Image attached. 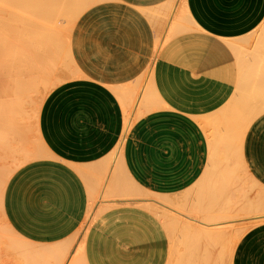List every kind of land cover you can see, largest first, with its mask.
<instances>
[{
    "label": "crops",
    "instance_id": "0c3cea01",
    "mask_svg": "<svg viewBox=\"0 0 264 264\" xmlns=\"http://www.w3.org/2000/svg\"><path fill=\"white\" fill-rule=\"evenodd\" d=\"M175 2L103 0L77 18L71 54L79 77L51 90L39 111L37 133L49 156L19 166L5 188V216L21 237L42 245L73 238L97 196L94 222L86 224L87 264H167V230L141 202L129 199L127 177L159 194L183 193L195 185L209 160L196 118L223 109L237 84V58L225 40L250 35L264 20V0H185L195 27L180 30L173 22L168 28L173 12L167 16V9ZM165 33L167 40L157 50ZM151 67L147 80L143 76ZM138 81L151 86L148 100H164L165 106L135 120L120 160L113 161L125 130L118 94L139 86ZM245 156L264 183V113L247 131ZM100 180L101 188L96 187ZM234 264H264V222L242 236Z\"/></svg>",
    "mask_w": 264,
    "mask_h": 264
},
{
    "label": "bare ground",
    "instance_id": "6f19581e",
    "mask_svg": "<svg viewBox=\"0 0 264 264\" xmlns=\"http://www.w3.org/2000/svg\"><path fill=\"white\" fill-rule=\"evenodd\" d=\"M8 1H10V0H8ZM13 1V0H12ZM15 1V0H14ZM17 1V0H16ZM20 1H32V2H35L36 4L34 5V4H31L30 2L29 3H27V4H24L25 6L24 7H26V8H31V9H39V12H38V10H37V12L38 13H44V14H46L45 16L46 17H48L49 16V21L50 20H53L54 19V21L55 22H57V23H59L60 25H59V27H58V29H56L54 32H47L45 35H43L41 38H44L45 39V41H43V42H40V43H38L39 42V40L41 39H39V36H41V35H39V34H41V33H43L42 32V30L41 31H39V30H36L35 29V26H44L45 28H47V26L48 25H46V24H44V20H40V21H37V22H35V20H32V21H29V23L28 24H26V25H24V24H22L21 26H18V22H17V26L15 25V27L13 26L12 28H10V33H13V32H17V34L18 33H20V34H22V35H30V36H32L33 38L32 39H34L35 38V35H37L38 34V39L39 40H37L36 38H37V36H36V47L35 48H37V49H39V55L41 56L42 55V52L44 53V59H45V61H47V63H48V66H47V68L46 69H44L43 68V66L41 67V63H40V68H43V70L44 71H47V73H48V83H47V85H48V87L46 88L47 89V91L46 90H43L44 92H45V94H44V92H43V94L41 95V97L43 96V98H41V100L43 99H45V97L48 95V93L49 92H51V90H53L56 86H58L61 82H59L60 80L59 79H61V78H57V77H60L58 74L59 73H61V74H65L64 72H62V71H64V70H69V72L71 71V72H73L72 74H74L73 75V77H76V76H78L79 75V72H78V68H77V66L75 65V62H74V59H73V56H72V54H71V33H72V29H73V26H74V24H75V22H76V20H77V18L79 17V15L81 14V12H83L85 9H87L88 7H90L91 5H93V4H95V3H98V2H100V1H103V0H20ZM174 2H175V0H174ZM176 2H177V4L175 3V5L174 4H172V6L170 7V8H168L167 10H169L168 11V13H167V16H168V14L170 13V12H173L172 13V16H171V19L169 20V19H167V20H169V22H167L168 23V25H170L168 28H172L173 27V25L172 24H174V23H177L178 22V20H179V18H180V16L181 15H184V16H187V18L188 19H190V20H192L191 19V17H190V15H189V12H188V10H187V7H186V3H185V0H176ZM10 3H11V1H10ZM14 3V2H13ZM19 3V2H18ZM21 3V2H20ZM15 4V3H14ZM168 4V3H167ZM8 5V4H7ZM18 5V4H17ZM22 5V4H21ZM19 6V8H21V9H23L24 10V8L22 7V6H20V5H18ZM14 7V6H13ZM169 7V6H168ZM12 8V7H11ZM30 9V10H31ZM49 9V10H48ZM154 9V8H153ZM164 10V9H163ZM26 11V10H25ZM147 11V10H146ZM145 11V12H146ZM11 12V11H10ZM32 12H33V10H32ZM31 12V13H32ZM12 13H13V11H12ZM166 13H165V15H166ZM16 14V13H15ZM17 14H19V13H17ZM35 14H36V12H35ZM34 14V15H35ZM147 14V13H146ZM39 15V14H38ZM19 16V15H18ZM21 16V15H20ZM37 16V15H36ZM170 16V15H169ZM27 17H29V16H27ZM165 17V16H164ZM8 18H10L9 17V15H8ZM13 18V17H12ZM15 18H17V16L15 17ZM19 18V17H18ZM186 18V17H185ZM29 19H31V18H29ZM35 19V18H34ZM36 19H38V18H36ZM41 19V18H40ZM164 19V18H163ZM14 20V19H13ZM16 20V19H15ZM14 20V21H15ZM20 20V19H19ZM23 20V19H22ZM165 20V19H164ZM182 20H184L185 21V19H182ZM182 20H181V23H182ZM6 21V20H5ZM13 21V22H14ZM264 21V20H263ZM8 22V21H7ZM25 22V21H24ZM23 22V23H24ZM174 22V23H173ZM187 22H188V20H187ZM190 22V21H189ZM188 22V24H191L192 22H190L189 23ZM56 23V24H57ZM64 23V24H63ZM179 23V22H178ZM195 22L193 21V23L192 24H194ZM1 24V23H0ZM10 24H12V23H10ZM9 24V25H10ZM49 24H52V23H50L49 22ZM159 24V23H158ZM162 24V23H161ZM160 24V25H161ZM187 24V25H188ZM14 25V24H13ZM54 25V24H53ZM159 25V26H160ZM165 23H164V28H166L165 27ZM3 26V25H2ZM191 26V25H190ZM261 26V25H260ZM259 26V27H260ZM263 26H264V23H262V30H261V32L259 33V35H260V37H259V35L258 36H255L254 37V35H253V37L254 38H256V40H258V41H260V42H258V44L260 45V46H258L259 48H261V49H255V54H253V50L252 51H250V49H252V48H247V46L249 45V43L252 41H250V38L249 37H247V36H245V37H240V38H226V40H225V42L227 43V45L231 48V50L233 51V53H235V57H237V62H238V66H239V70H238V77H237V84H236V87H235V90H234V95L232 96V97H230V99L226 102V104L223 106V109H221V111L220 112H216V113H214V114H212V115H209V116H203V117H200V118H196L197 120H198V122L201 124V126H217L216 128H219V130H221L220 129V127H221V125H223V116H224V118H226V125H225V123H224V126L227 128V133L225 134V135H228V134H231V136L233 135V138H232V140H233V142H232V140H231V136H230V141L232 142V144H229L230 146L228 147V145H226V143H227V139H228V142H229V138H224V136H223V139H222V134L220 135L221 136V138H220V140H217L216 142H221L222 140H226V143H225V148H227L228 147V149H225L227 152H225L226 153V155H227V158H229V155L228 154H230L229 152L231 151L230 149V147H232V149H234V146H236L235 144H237V146L235 147V149L237 150V151H234V153L235 154H238L237 156H236V158H234L233 157V159L232 160H234V159H236V161H238V162H241L240 164H243L244 166H243V170H241L242 171V173H244V174H246L245 176L246 177H250L249 179L252 181V185H250V186H247L246 185V183H247V180L244 178V177H242V178H244L243 180H241L240 179V177H239V175L237 176L236 174V172H234L236 169V166H234L233 168L231 167L230 168V164L229 165H224V164H226L227 162H225V163H221V162H223V141L220 143V144H217V145H215L216 143L213 141V143H212V145H215L214 147H215V159H214V163H213V166L214 165H216L215 163H217V165H218V163L220 164V165H222L223 166V169L225 168V166H228L227 167V169L229 170V173H230V175H231V178H233V176L235 177L236 176V178L237 177H239V180H240V182L239 181H235L236 183H238L239 182V184H235V185H238V186H236V187H234V181H232L233 182V184H232V186L231 187H229L230 186V184L229 183H232V182H230L231 180H230V178L228 179V180H230V181H226V179H224L225 181L224 182H227V185H222L221 186V183H220V186H217V183H216V185L214 184L213 185V183H212V185H213V187L214 186H216L215 188H210L212 185H210V187H207V182L209 181V183H208V185L210 184V182H212V181H210L211 179H212V177L211 176H209L210 175V172H212V170H213V173L215 172L216 173V170L218 169V171H219V173H221V168L222 167H218V166H216V168H214V167H212V168H214V169H211V171H210V168L208 169V168H206V169H204L203 170V176H202V178H201V181L198 183L199 184V186H198V188L196 189L197 190V192H189V191H191V190H189L188 192H186V194H185V192H184V194L183 193H177V194H172V195H170V194H159V193H156V192H152V191H150V190H147V189H143V188H141L140 186H138L132 179H130L129 177H127L126 179H127V186H126V188H125V190H126V195H128V196H130L129 197V199H134V200H137L138 201V203H143V206L145 207V209H147V210H149L150 212H153V214H157L158 216H161V218L163 219V221L165 222V224H166V226H167V228H169V230H168V232H170V234L172 235V237L171 238H175L176 239V236L178 237V232L181 234V233H183L182 235L183 236H188L187 238H189V237H191L190 239H195V238H193L192 236H194V237H196L197 239V241H200V239L201 240H203V241H205L206 242V244H205V242H204V244L205 245H207L208 244V248L207 247H205V248H207L206 249V251H208L209 252V257L210 258H208V257H204V255L206 254V253H204L203 251H205V249H204V247L203 248H197V250L198 249H200L199 251H201L202 252V254L201 255H203V256H201L202 258H200V256H197L198 254H196L195 253V250H194V254H195V258H196V256L199 258V259H201V263L202 264H224L227 260H228V258H227V256H231L230 254H231V251H230V254H225V252L223 253V236H225V234H226V232H227V234H228V230L229 229H227V228H230V226H228L227 227V225H232V227H233V229H235V227L236 226H241V225H245V223L247 224V223H249V222H253V224L252 225H255L256 223L255 222H258V221H260V219H262V218H264V213L260 210L259 211V207L260 206H264V205H260V206H258L259 205V203L261 202V204L264 202V199H262V200H259L260 202L258 203V205L257 204H255V206H253L254 204H251V206H247V208H242V209H239V207L241 208L242 206L240 205V203L242 202L243 203V205L244 204H246L245 202L246 201H249V199H251L250 197H248L249 199L248 200H245L244 199V196H243V194H244V191L246 190V191H248V193H249V195H250V191H254L253 193H252V195H255L256 196V198H257V196L259 195V197H258V199H260L262 196V198H264V183L262 182V181H260L259 179H257L256 177H255V175L253 174V172L251 171V169H250V167H249V165H248V163H247V159H246V156H245V154L243 153L244 151H242L243 150V148H244V144L242 143V142H245V137H246V134H244V133H242V134H238V132H246L247 133V131H248V129H249V127H250V125H251V123L255 120V119H257L260 115H262L263 113H264V29H263ZM11 27V26H10ZM49 27V26H48ZM181 27H183L182 26V24H181ZM188 26H186V29H188L187 28ZM193 27H195V25L193 26ZM37 28V27H36ZM55 28V27H54ZM159 28V27H158ZM163 28V27H162ZM191 28V27H190ZM5 29V28H4ZM41 29V28H40ZM50 30H51V28H49ZM167 29V28H166ZM182 29V28H181ZM7 29H5V31H6ZM162 30H164V29H161V31ZM168 30H170V29H167V32L166 33H168ZM47 31V30H46ZM260 31V30H259ZM258 31V32H259ZM3 33V32H2ZM162 33V32H161ZM160 33V34H161ZM165 33V35H164V37H163V39H159L158 40V43H156V45H157V50H159L160 48H161V46L162 45H164V43L166 42V40H167V35L169 34H166ZM261 33H262V35H261ZM5 34H6V36L8 35V33L7 32H5ZM4 34V35H5ZM159 34V35H160ZM158 35V36H159ZM10 36V35H9ZM29 36V37H30ZM60 38V42L59 41H57V39H59L58 37ZM252 36V35H251ZM13 37V36H12ZM260 39H259V38ZM5 38V37H4ZM22 38H23V36H22ZM254 38H253V42H254ZM7 39V38H6ZM170 39V38H169ZM7 40H9V39H7ZM24 40V42L22 41V42H19L18 43V45H20V43H24L25 44V42H29V41H31V38H30V40H26L25 38L23 39ZM255 40V42H257ZM20 41H21V39H20ZM41 41V40H40ZM4 42H6V41H4ZM31 42H33V41H31ZM57 42H59V46H60V48L59 49H62V52L63 53H60L59 51V49L58 50H56L57 49ZM255 42H254V44H255ZM12 43V42H11ZM15 43H16V41H15ZM15 43H13L14 45H15ZM254 44L252 43V46H254ZM257 44V45H258ZM13 45V46H14ZM17 45V46H18ZM23 45V44H22ZM261 45H263V46H261ZM8 46H10L11 47V45H9L8 44ZM16 46V47H17ZM27 46V45H26ZM256 46V45H255ZM255 46H254V48H255ZM15 47V46H14ZM15 47V48H16ZM23 47V46H22ZM21 46H18V48H22ZM244 49H243V48ZM257 47V48H258ZM34 48V49H35ZM8 49V48H7ZM6 49V53L8 54V53H11L12 51H11V48L9 49V50H7ZM13 49V48H12ZM17 49V48H16ZM28 48H26V50H27ZM247 49H248V51L249 52H247ZM2 50V49H1ZM14 50V49H13ZM22 50V49H21ZM25 50V48H23V51ZM4 51V50H3ZM16 51V50H15ZM20 51V50H19ZM23 51H22V53H23ZM27 51H29V50H27ZM31 51V50H30ZM36 51V50H35ZM25 52V51H24ZM250 53L251 52V55L252 56H256V58H254L253 57V63H252V61L250 62V63H247L246 61H247V59H245V53ZM13 53V52H12ZM14 53H16V52H14ZM21 53V52H20ZM25 53H27V52H25ZM25 53H23L24 54V56L23 57H27V56H25ZM30 53V52H29ZM246 53V55L248 56V54ZM19 54V53H18ZM32 54V53H31ZM11 55V54H10ZM33 55V54H32ZM31 55V56H32ZM17 56V55H16ZM20 56V55H19ZM250 56V55H249ZM21 57V56H20ZM42 57V56H41ZM9 58V57H8ZM13 58V57H12ZM33 58H34V56H33ZM38 58H39V56H38ZM2 59H4L5 61H6V59H5V57L3 58L2 57ZM23 59V58H22ZM27 59H28V57H27ZM30 59H31V57H30ZM36 59V58H35ZM34 59V60H35ZM4 60H2V61H4ZM21 60V59H20ZM25 60V59H24ZM38 60V59H37ZM37 60H35L36 62H37ZM43 60V59H42ZM251 60H252V58H251ZM254 60H256L255 62H254ZM8 61H11V60H8ZM33 61V60H32ZM31 61V62H32ZM18 62V61H17ZM24 62V61H23ZM30 62V61H29ZM35 62V63H36ZM24 63H28V62H24ZM32 63H34V62H32ZM32 63L30 64V66H32ZM42 63H43V61H42ZM6 64V63H5ZM8 64V63H7ZM6 64V65H7ZM19 64V63H18ZM46 64V63H45ZM0 65H1V63H0ZM2 65H4L3 63H2ZM12 65V64H11ZM35 65V64H34ZM37 63H36V67H37ZM18 66V65H17ZM22 66V65H21ZM24 66H25V64H24ZM27 66V65H26ZM29 66V65H28ZM27 66V67H28ZM45 66V65H44ZM152 66H154V65H152ZM237 66V67H238ZM1 67V66H0ZM27 67H26V70H27ZM34 67V66H33ZM33 67H31L32 69H33ZM36 67L34 68V69H36ZM66 67V69H63V68H65ZM16 68V67H15ZM40 68H39V70H40ZM8 69V68H7ZM6 69V70H7ZM20 69V68H19ZM42 70V69H41ZM62 70V71H61ZM23 71V70H22ZM32 71V70H31ZM33 71H35V70H33ZM44 71H39V73H40V75H42V76H45V75H47V73L44 75ZM150 71H151V73H150ZM30 72V71H29ZM153 72H154V67L152 68H150V69H148V71L144 74V78H147V80H148V77L151 75V78H152V76H153ZM18 73H20V71L18 72ZM39 73H38V75H39ZM29 74V73H28ZM35 73L33 72V75H34ZM70 74V73H69ZM148 74H149V76H148ZM17 75V74H16ZM19 75V74H18ZM21 75V74H20ZM37 75V76H38ZM11 76V75H10ZM26 76V75H25ZM36 76V74H35V76H33V78H35V77H37ZM18 77V76H17ZM23 77H24V75H23ZM29 77V76H28ZM79 77V76H78ZM20 78H22V77H20ZM38 78V77H37ZM45 78V77H44ZM43 78V79H44ZM58 79V82L56 81L55 82V79ZM62 78H63V76H62ZM144 78H141L142 79V81H143V79ZM32 79V78H31ZM43 79H41V80H43ZM56 79V80H57ZM149 79H150V77H149ZM28 80V79H27ZM33 80H35V79H33ZM140 80V79H139ZM19 81V80H18ZM37 81V80H36ZM44 81H46L45 79H44ZM44 81H42V82H44ZM26 82V81H25ZM139 82V86H138V84H136L137 86L136 87H134L133 86V88H131V91H126L127 92V95L125 96V97H127V100L125 101L124 99L122 100V104H123V107H124V113H125V130H124V134H123V136H122V138L120 139V141H119V143L117 144V146H116V148H115V150L112 152V154H111V158H112V160L114 161V160H120V158H121V152H122V147H123V144H124V141H125V138H126V136H127V133L129 132V130H130V128L132 127V125L134 124V122H135V117L137 118V116H136V114L134 115V111H133V109H135V106H134V104H135V102H136V99H138L137 98V96H138V93H139V91H141L140 89H142V93H140L141 95V99H143L144 100V102H145V98L147 97V96H149L150 94V92H151V86H149V84H148V82L146 83V82H140V81H138ZM141 83V84H140ZM37 84V83H36ZM45 84V83H44ZM31 85V84H30ZM46 85V86H47ZM18 86V85H17ZM34 86V85H33ZM3 87V86H2ZM32 87V86H31ZM44 87V86H43ZM121 87H122V85H121ZM8 88V87H7ZM24 88V87H23ZM112 88V87H111ZM114 88V87H113ZM112 88V89H113ZM17 89V88H16ZM31 89V88H30ZM155 89V88H154ZM6 90V89H5ZM10 90V89H9ZM23 90V89H22ZM25 90H26V88H25ZM25 90H24V92H25ZM116 90V89H115ZM144 90V91H143ZM27 91H28V88H27ZM119 91H121V90H119ZM9 92V91H8ZM33 92V91H32ZM38 92H41V91H38ZM116 92V91H115ZM157 92V91H156ZM30 92L28 91V94H29ZM120 93V92H119ZM125 94V92H122V94ZM38 94V93H37ZM121 94V95H122ZM14 95V94H13ZM118 95H120V94H118ZM124 96V95H123ZM122 96V97H123ZM29 98H30V96H28ZM27 97V98H28ZM120 97V96H119ZM122 97H120V99H122ZM12 98H13V96H12ZM17 98H20L19 96L17 97ZM28 98V99H29ZM38 98V97H37ZM148 98V97H147ZM153 98H154V96H153ZM15 99V98H14ZM14 99H12V100H14ZM33 99V98H32ZM140 99V101H143V100H141ZM5 100V99H4ZM19 100H21V99H19ZM19 100H17V99H15V101L14 102H18ZM147 100V99H146ZM24 101V100H23ZM26 101V100H25ZM125 101V103H123ZM138 101V100H137ZM140 101L137 103V105L140 103ZM154 101H155V99H154ZM162 100H160L159 101V104H158V102H155V105L157 104V106L155 107V106H153L154 105V103H152L153 105H152V107L154 108L153 110H155V109H157V108H160V107H163L162 106V102H163V105H164V100L161 102ZM31 102H32V100H31ZM35 102V100H33V105L35 104L36 105V107H37V104L36 103H34ZM144 102H142V103H140L141 104V107H140V109L141 108H143L142 106H143V103ZM150 102H152V101H150ZM21 104L22 102H18V104ZM29 103V102H28ZM146 103H147V101H146ZM6 104V103H5ZM8 104H10V103H8ZM23 104V103H22ZM3 105V104H2ZM1 105V106H2ZM13 105H14V103H13ZM27 105V104H26ZM145 105V104H144ZM150 105V104H149ZM11 106H12V104H11ZM22 106H24V104L22 105ZM133 106H134V108H133ZM151 106V105H150ZM8 107H10V106H8ZM8 107H5V109L6 108H8ZM19 107V106H18ZM26 107V106H25ZM30 107H32L31 105H30ZM137 107V106H136ZM145 107V106H144ZM146 107H147V105H146ZM145 107V108H146ZM149 107V106H148ZM4 107H1V111H3L2 109H3ZM11 108V107H10ZM14 110L16 109L17 110V108H15V105H14V107H12ZM11 108V109H12ZM23 108V107H22ZM20 109L21 111H23V109ZM35 108V107H34ZM33 108V109H34ZM39 108H41V107H39ZM145 108H144V111H142L141 113H142V115H144L145 113H147V112H150V111H152V110H149V109H147L146 111H145ZM9 109V108H8ZM38 109V108H37ZM15 110V111H16ZM26 110V109H25ZM24 110V111H25ZM35 110V109H34ZM136 110V109H135ZM15 111H13L12 110V112H13V114H12V112H11V114L10 115H12L11 117H9L8 119H10V118H14L13 120H16V118H17V124L19 125V126H22L21 128H23V129H28V131H30L29 133H30V135H29V133L27 132V134L26 135H24L25 137L23 138V137H21V135H18V137H17V143H16V145H12V143H10L9 145H5L6 143L5 142H7V141H5V139L6 140H8L9 141V139H8V130H12V128L11 129H8L7 131H6V133H7V136H5V137H7V138H3V136H4V134L2 135L1 134V136H2V138L4 139L3 140V142L1 143V140H0V165H1V163L3 162V161H7L8 159H9V157L10 156H13L14 158H15V160L17 159L16 157H19L21 154H23L24 156H25V158L27 159V161H30V160H33L34 158H40L39 156H41L42 158L43 157H45L48 153H47V150H46V146H44V143L42 142L43 140L41 139L42 137H40L41 136V134H40V136L38 135L39 133H37L39 130H38V118H39V111H40V109L39 110H35V111H33L34 113L36 112V111H38L36 114H34V116L33 115H30L31 113L29 112H27V114H28V116H27V114L25 113V116H26V118H25V116H24V118H22V114L19 112V114L16 112L15 113ZM3 112H5V110L3 111ZM2 112V113H3ZM136 112V111H135ZM140 112V111H139ZM138 112V113H139ZM5 113H7V112H5ZM5 113H4V116H5ZM9 114V113H8ZM8 114H7V116H8ZM13 115H15L14 117H13ZM23 115H24V112H23ZM138 115V114H137ZM230 116V118H229V116ZM1 116H3V114L1 115ZM17 116V117H16ZM21 116V118L22 119H19V117ZM140 116V115H139ZM226 116H228V117H226ZM16 117V118H15ZM33 117H34V119H33ZM231 117L233 118V119H231ZM4 118V117H3ZM28 118H32L31 120L30 119H28ZM227 119L229 120V121H232V120H235V121H233V123H234V126H233V124H232V122H229V121H227ZM11 120V119H10ZM20 120V121H19ZM2 121V119L0 120V123H2L1 122ZM5 120H3V122H4ZM6 122V121H5ZM229 122V124H227ZM10 123H13V122H11V121H9V123L8 124H10ZM14 123H16V122H14ZM14 123H13V125H14ZM235 123H236V125H235ZM217 124V125H216ZM1 125V124H0ZM7 125V124H6ZM6 125L4 126V129H5V127H6ZM18 125H17V127H18ZM230 126V127H227V126ZM3 126V125H2ZM15 126V125H14ZM218 126H220V127H218ZM231 126H233V127H231ZM239 128H238V127ZM8 127H9V125H8ZM11 127V126H10ZM2 128V127H1ZM0 128V129H1ZM7 128V127H6ZM20 128V127H19ZM20 128V129H21ZM207 128V127H206ZM225 128V129H226ZM228 128H229V133H228ZM234 128V130L233 131H235V133L234 134H232L233 132H230V130H232V129ZM235 128H236V130H235ZM3 128H2V132H3V130H4ZM15 129H17V128H15ZM14 129V130H15ZM23 129H21V130H23ZM225 129H224V131H225ZM13 131V130H12ZM11 131V132H12ZM34 131H36V132H34ZM2 132H0V133H2ZM14 132V131H13ZM15 132H18V131H15ZM22 132H24V130L22 131ZM217 132V131H216ZM5 133V132H4ZM10 133V132H9ZM26 133V132H25ZM35 133H37L36 134V136L38 135V137L39 138H37L36 137V140L33 142V140H32V136H33V134ZM20 134H21V132H20ZM23 135V134H22ZM28 135V136H27ZM217 135H218V133H217ZM216 135V136H217ZM224 135V134H223ZM15 136V135H14ZM35 136V135H34ZM235 136L237 137V138H235ZM9 137H13V136H9ZM28 137V138H27ZM29 137H30V139H29ZM215 137V136H214ZM227 137H229V136H227ZM1 138V139H2ZM212 138L213 137H211V140H212ZM216 138H218V137H216ZM215 138V139H216ZM15 139V138H14ZM219 139V138H218ZM238 139V140H237ZM29 140H32V141H29ZM213 140H214V138H213ZM235 140V141H234ZM237 140V141H236ZM14 141H16V139L14 140ZM11 142V141H10ZM33 142V143H32ZM225 142V141H224ZM8 144V143H7ZM223 144V145H222ZM233 145V146H232ZM211 147V146H210ZM245 150V149H244ZM212 152V151H211ZM232 153V152H231ZM51 155H52V153H50ZM213 155V154H212ZM225 155V156H226ZM231 155V154H230ZM48 156H49V154H48ZM47 156V157H48ZM212 157V156H211ZM227 158H225V159H227ZM230 158H231V156H230ZM229 158V159H230ZM228 159V160H229ZM238 159H240V160H238ZM231 160V159H230ZM229 160V161H230ZM213 161V158H212V160H211V162ZM236 161H235V163H236ZM12 162V161H11ZM24 162V161H23ZM22 162V163H23ZM101 162V161H100ZM232 163H234V161H231ZM17 163V162H16ZM108 163V162H107ZM114 163V162H113ZM228 163H230V162H228ZM231 163V164H232ZM92 164V163H91ZM115 164V163H114ZM236 164H238V163H236ZM236 164H234V165H236ZM3 165V164H2ZM7 165V164H6ZM9 165V164H8ZM18 164H16L15 166H17ZM77 165V164H76ZM75 165V166H76ZM111 165V164H110ZM14 166V167H15ZM84 165H82V167H83ZM112 166V165H111ZM212 166V165H211ZM232 166H233V164H232ZM239 166V165H238ZM237 166V167H238ZM10 167V166H9ZM18 167V166H17ZM16 167V168H17ZM110 167V166H109ZM241 167V166H240ZM76 168H78V166L76 167ZM80 168H81V166H80ZM79 168V169H80ZM84 168V167H83ZM83 168H81V170L83 169ZM85 168L89 171V167L87 168L86 166H85ZM3 169H6V168H1L0 167V213L2 214V218L6 221L7 219H6V216H5V211H4V192H5V188H6V185H7V182H8V179H9V177L11 176V174H12V169H10L9 171H2ZM90 169H92V168H90ZM102 169V168H101ZM120 169L122 170V172H123V168H122V164H120ZM221 169V170H220ZM232 169L234 170V171H232ZM78 170V169H77ZM87 170H85V173L84 174H86V172H87ZM97 170V169H96ZM111 170H112V168H111ZM225 170H226V168H225ZM228 170H226V171H228ZM238 170H240L239 168H238ZM82 171H84V170H82ZM81 171V172H82ZM103 171V170H102ZM217 171V172H218ZM225 171V175L227 176H229V174H227V172ZM232 171V172H231ZM241 171H239V174L241 173ZM13 172H14V170H13ZM79 172V171H78ZM81 172H79V173H81ZM91 172H92V175H94V172L95 171H90V173L89 174H91ZM213 173H212V175H213ZM215 173H214V175H215ZM224 173V172H223ZM233 174V176H232V174ZM96 174V173H95ZM102 174V173H101ZM235 174V175H234ZM82 175V174H81ZM104 175V174H103ZM105 175H107V174H105ZM216 175H217V173H216ZM243 175V174H242ZM248 175V176H247ZM250 175V176H249ZM84 176H86V175H84ZM88 177H91V175H87ZM109 176H110V174H109ZM209 176V178H211L210 180H209V178H207ZM222 176H224V174L222 175V173H221V176L220 177H222ZM103 177V176H102ZM111 177V176H110ZM109 177V178H110ZM214 177H217V176H214ZM219 177V178H220ZM230 177V176H229ZM104 178H105V176H104ZM114 178V177H113ZM223 178V177H222ZM225 178H227V177H225ZM235 178V179H236ZM100 179H102L101 177H100ZM207 179H208V181H207ZM213 179H215V178H213ZM212 179V180H213ZM234 178L232 179V180H235ZM238 179V178H237ZM236 179V180H237ZM102 180H104V179H102ZM105 180H106V178H105ZM109 180V179H108ZM107 180V181H108ZM218 180H220V179H218ZM222 180V179H221ZM221 180L219 181V182H221ZM101 181V180H100ZM100 181H99V185H97L96 183V187L97 186H103L102 184H104L103 183V181H101V183H100ZM111 181H112V179H111ZM110 181V182H111ZM258 184L257 186H256V184L253 186V183H255V182ZM109 182V181H108ZM117 182V181H116ZM213 182H216V181H213ZM218 182V181H217ZM218 182V183H219ZM223 181H222V184H225ZM112 183H115L114 181L112 182ZM250 183V182H249ZM95 184H94V187H95ZM106 184H108L107 182H106ZM105 184V185H106ZM229 184V185H228ZM122 185V184H121ZM219 185V184H218ZM101 186H100V188H101ZM109 186V185H108ZM111 186H112V184H111ZM226 187V186H228L226 189L228 190L229 188H230V190H232V188L234 187L235 189H236V191H234V195H235V192L236 193H240L239 195L241 196V194H242V196H243V199H244V202H243V199L242 198H238L239 200H240V203H236V200H235V202H234V205H233V200L231 201L230 199H226L227 201H226V203L227 204H225L226 205V207H227V205H228V207L230 206V205H233V207H235V209H233V210H230V208L232 209V206L231 207H229V210H228V207H227V209H226V211H225V213L226 214H224L223 215V213H224V210H223V205H224V203H223V197L224 196H230L231 195V193L233 192V190L232 191H230L229 190V192H231V193H229V192H225V188H223V187ZM253 186V187H252ZM93 187V186H92ZM94 187H93V189H94ZM95 187V188H96ZM104 187H106V186H104ZM221 189H220V188ZM99 187H98V189H100ZM222 188L224 189V190H222ZM92 189V188H91ZM97 189V190H98ZM105 189V188H104ZM104 189H103V192H104ZM108 189V188H107ZM116 189V188H115ZM118 189V188H117ZM193 189V188H192ZM96 190V189H95ZM184 190V189H183ZM222 190V191H221ZM101 190H99V192H100ZM115 191V190H114ZM245 191V192H246ZM98 194H100L98 191H96ZM102 192V191H101ZM116 192V191H115ZM114 192V193H115ZM223 192H225V193H223ZM97 193H96V195H97ZM110 193V192H109ZM113 193V192H112ZM118 193V192H117ZM95 193H93V195H94ZM194 194H195V198H194ZM227 194V195H226ZM246 194H247V192H246ZM262 194V195H261ZM102 195H103V193H102ZM112 195H110V197H111ZM113 196H114V194H113ZM120 196V195H119ZM124 196V195H123ZM241 196V197H242ZM246 196H248V195H246ZM91 197H92V194H91ZM94 197V196H93ZM97 197V196H96ZM96 197H94V200L96 199L97 200V198ZM104 197V196H103ZM108 197H109V195H108ZM236 198H237V196H235ZM254 197V196H253ZM119 197H117V199H118ZM193 198V200H191ZM231 198H233V196L231 197ZM246 198V197H245ZM92 199V198H91ZM116 199V198H115ZM125 199H127V198H125ZM237 199V200H238ZM241 199H242V201H241ZM258 199H257V202H258ZM93 200V199H92ZM93 200V201H94ZM95 200V201H96ZM98 200L99 201H102V196H101V199L98 197ZM122 200H124L123 198H122ZM191 200V201H190ZM238 200V201H239ZM256 200V199H255ZM92 201V204H91V202H90V210L88 211V214H87V218H86V220H85V226L87 227V225L89 226L90 224H91V222L94 220V217H95V215H96V212H93V207H94V204H95V201L93 202ZM105 201H107V200H104V202ZM127 201V200H126ZM129 201V200H128ZM228 201H230V202H228ZM252 202H253V200H251ZM97 202V201H96ZM103 202V201H102ZM112 203V202H111ZM253 203H255V202H253ZM100 204V203H99ZM106 204V203H105ZM108 204V203H107ZM121 204V203H120ZM129 204V203H128ZM132 204V203H131ZM236 204L239 206L238 208H236ZM97 205H98V203H97ZM96 205V206H97ZM225 205H224V209L226 208L225 207ZM248 205H249V203H248ZM98 206H100V205H98ZM245 207V206H244ZM97 208V207H96ZM95 208V209H96ZM89 209V208H88ZM94 209V210H95ZM261 209V208H260ZM227 211H228V213H227ZM257 211H259V212H257ZM154 216V215H153ZM1 219V218H0ZM261 221H263V219L261 220ZM172 222V223H171ZM177 223H179V224H177ZM255 223V224H254ZM6 224V223H5ZM83 224V225H84ZM87 224V225H86ZM176 224H177V226L179 225V227H177L176 226ZM251 224V223H250ZM252 225H251V227H252ZM176 226V227H175ZM181 226V227H180ZM85 227V228H86ZM3 228V227H2ZM5 228V227H4ZM88 228V227H87ZM247 228V227H246ZM250 228V227H249ZM249 228L247 229V230H249ZM8 229V228H7ZM164 229V228H163ZM181 229V230H180ZM223 229H226V232H225V230H223ZM232 229V230H233ZM239 229H240V227H239ZM82 230V229H81ZM86 230V229H85ZM231 230V233L234 231H232ZM245 230V229H244ZM2 231H4V229L2 230ZM14 231V230H13ZM187 231V232H186ZM223 231L225 232V233H223ZM237 231V230H236ZM239 231V230H238ZM5 232H6V230H5ZM10 232V231H9ZM235 232V231H234ZM247 232V231H246ZM239 233H241V232H239ZM245 233V232H244ZM243 233V234H244ZM186 234V235H185ZM224 234V235H223ZM230 234V233H229ZM238 234V233H237ZM17 235V234H16ZM72 235V234H71ZM77 235L78 234H76V236H74L73 238H64L65 240H63V241H60V242H55V243H51V244H49V245H47V244H45V245H42L41 247H39V246H35V245H40V244H37V243H34V242H31V241H29V240H25L26 242H29V243H33L34 244V246H23L22 245V243H21V247L19 248V250L20 251H22V253H23V255H22V258H20L19 256H21V255H19V256H17V254H16V257L13 255L12 257H13V259L14 260H17L18 261V259H20L18 262H19V264H31V262H32V260H31V262L29 261V259H27V258H29V257H31V258H39L40 256L41 257H44V259H40L41 261V263L42 264H87L88 262L86 261V257H85V250H84V245H85V240L82 242V243H80V241H79V244H78V242H77V244H76V246L74 245V243H75V239H76V237H77ZM5 236V235H4ZM19 236V235H18ZM17 236V237H18ZM82 236V235H81ZM183 236H181V237H183ZM200 236V237H199ZM229 235H227V237H228ZM238 236H241L242 237V234L241 235H237V238H240V237H238ZM180 237V236H179ZM178 237V239H180ZM186 237H184V238H186ZM226 237V238H227ZM9 238V237H8ZM21 238V237H20ZM170 238V237H169ZM171 238H170V242H171ZM13 239L14 238H12V241H13ZM25 239V238H24ZM166 239H167V237H166ZM175 239H173V241L175 240ZM182 240H183V238H182ZM186 240V239H185ZM184 240V241H185ZM189 240V239H188ZM230 240V239H229ZM228 240V241H229ZM176 241V240H175ZM174 241V242H175ZM193 241L194 240H192V243H193ZM202 241V242H203ZM0 242H1V240H0ZM17 243H18V241H16ZM173 242V244H175L176 245V243L178 242H176V243H174ZM195 242V241H194ZM227 242V241H226ZM237 242H238V240H237ZM5 243V242H4ZM3 243V244H4ZM11 243V242H10ZM20 243H18V244H20ZM188 243V242H187ZM191 243V240H190V244H192ZM201 243V242H200ZM228 243V242H227ZM0 244H2V242L0 243ZM13 244V243H12ZM11 244V245H12ZM172 244V245H173ZM183 244V243H182ZM189 244V245H190ZM195 244V243H194ZM192 245V246H195V245ZM196 244L197 245H199L197 242H196ZM14 246H13V248L16 246L15 244H13ZM28 245V244H27ZM170 245V244H169ZM175 245H174V247H175ZM2 246V245H1ZM6 246V245H5ZM20 246V245H19ZM75 246V249L73 250L74 252H72V248ZM180 246V245H179ZM6 247H8V246H6ZM11 247V246H10ZM174 247H173V249H174ZM168 249H169V247H167ZM171 248H172V246H171ZM8 249V248H7ZM6 249V250H7ZM11 249H12V247H11ZM15 249V248H14ZM18 249V248H17ZM175 249H179L178 247L176 248L175 247ZM174 249V250H175ZM181 249V248H180ZM189 249V248H188ZM193 248H190V250H192ZM16 250V249H15ZM171 250V249H170ZM174 250H172V251H174ZM182 250V249H181ZM186 250V249H185ZM232 250V249H231ZM234 250V249H233ZM5 251V250H4ZM13 251V250H12ZM180 251V250H179ZM189 251V250H188ZM187 251V252H188ZM199 251L197 252V253H199ZM15 252H17V250L15 251ZM19 252V251H18ZM169 252H171V251H169ZM175 252H176V250H175ZM175 252H173V253H175ZM177 252H178V250H177ZM191 252V253H192ZM200 252V253H201ZM208 252H207V255H208ZM189 253V252H188ZM204 253V254H203ZM233 253V252H232ZM8 254V253H7ZM10 255H11V253H9ZM12 254H13V252H12ZM168 254V253H167ZM170 254V253H169ZM168 254V255H169ZM184 254V253H183ZM190 254V253H189ZM193 254V255H194ZM225 254V255H224ZM171 255V254H170ZM185 255H187V254H185ZM200 255V254H199ZM223 255H224V257H226V261H225V258H223ZM227 255V256H226ZM181 256H183V255H181ZM232 256H233V254H232ZM168 257V256H167ZM166 257V258H167ZM173 257H174V254H173ZM194 257V256H193ZM179 258H181V257H179ZM186 258V257H185ZM189 258H191V257H189ZM231 258V257H230ZM230 258H229V260H230ZM21 259H24V260H21ZM170 259H177V258H170ZM204 259H206V262H204L203 263V260ZM232 259V258H231ZM182 260V259H181ZM196 260H198V259H196ZM225 262H224V261ZM33 261H34V259H33ZM168 261V260H167ZM183 261V260H182ZM205 261V260H204ZM45 262V263H44ZM166 262V261H165ZM170 262H174V260L173 261H170ZM231 262V260L229 261V263ZM33 263V262H32ZM35 264H37L36 262H34ZM163 263V262H162ZM171 263V264H172ZM189 263H190V261H189ZM229 263H227V264H229ZM170 264V263H169ZM173 264H175V262L173 263ZM176 264H178L177 263V261H176ZM187 264V263H186ZM196 264H197V262H196ZM200 264V263H199Z\"/></svg>",
    "mask_w": 264,
    "mask_h": 264
},
{
    "label": "rangeland",
    "instance_id": "374dc122",
    "mask_svg": "<svg viewBox=\"0 0 264 264\" xmlns=\"http://www.w3.org/2000/svg\"><path fill=\"white\" fill-rule=\"evenodd\" d=\"M10 1H11V3H10ZM10 1H8V0H0V63H1V67H0V120L2 119V123H0L1 125H0V128L2 127L3 129H4V126L6 125V127H5V129L3 130V132L1 131L2 130V128L0 129V132H2V133H0V140H1V143L3 142V140L5 139V138H7L8 137V139H9V141L8 140H6L5 139V141H7V142H5L6 144L5 145H9L10 143H12V145L14 146V145H16V143H17V137H18V135H21V137H25L24 135H26L27 134V132L29 133L30 131H28V129L26 130V129H23V128H21L22 126H19L18 124H17V116L15 117L16 118V120H13L12 118H10V119H8L9 117H11L12 115H10L11 114V112H12V110L13 111H15L12 107H14V105H15V108H17V110L15 111V113L17 112L18 114H19V112L21 111L20 109L22 108L23 109V111H21L20 113L22 114V118H24V116H25V113L27 114V112L29 113H31L30 115H33L34 116V114H36L38 111H36L35 113L33 112V111H35V110H39L40 108L39 107H41V105H42V102H43V99L41 100V98H43V96L41 97V95L43 94V90H46L47 91V87H48V85H47V81H48V73H47V71H44L43 70V68L44 69H46L47 68V66H48V63H47V61H45V59H44V53L42 52V57L39 55V49H37V48H35L36 47V41L37 40H39L43 35H45L47 32H54L56 29H58V27H59V23H57V22H55L54 21V19L53 20H48L49 19V16L48 17H46L45 15L46 14H44V13H38L39 12V9H31V8H26V7H24L25 5L24 4H27V3H31V4H36L35 2H32V1H20V0H10ZM176 1V0H175ZM178 1V0H177ZM15 4H14V3ZM19 2V3H18ZM21 2V3H20ZM27 2V3H26ZM176 3V2H175ZM8 4V5H7ZM20 5V6H22L23 8H24V10L23 9H21V8H19V6L18 5ZM22 4V5H21ZM14 6V7H13ZM12 7V8H11ZM31 9V10H30ZM26 10V11H25ZM32 10H33V12H32ZM37 10H38V12H37ZM49 10V9H48ZM86 10V9H85ZM11 11V12H10ZM12 11H13V13H12ZM32 12V13H31ZM35 12H36V14H35ZM16 13V14H15ZM17 13H19V14H17ZM82 13V12H81ZM35 14V15H34ZM39 14V15H38ZM8 15H9V17L10 18H8ZM19 15V16H18ZM21 15V16H20ZM37 15V16H36ZM17 16V18H15ZM27 16H29V17H27ZM13 17V18H12ZM19 17V18H18ZM186 17V18H185ZM29 18H31V19H29ZM35 18V19H34ZM36 18H38V19H36ZM41 18V19H40ZM15 21H14V20ZM20 19V20H19ZM23 19V20H22ZM45 19V20H44ZM182 19H185V21L184 20H182ZM6 20V21H5ZM32 21V20H35V22H37V21H42V20H44V24H46V25H48L47 26V28H45L44 26H35V29L36 30H39V31H41L42 30V32L43 33H41V34H39V35H41V36H39V39H38V34L37 35H35V38H36V36H37V40L35 41L34 39H32L33 37L32 36H30V35H22V34H20V33H18L17 34V32L15 33V32H13V33H10V28H12L13 26L15 27V25L17 24V22H18V26H21L22 24H24V25H26V24H28L29 23V21ZM181 20H182V23H181ZM187 20H188V22L190 21V22H192L193 23V20H190V19H188L187 18V16H184V15H181L180 16V18H179V20H178V22H177V24L179 25V27L178 28H180V30H184V29H186V26H188L189 28L190 27H192V26H194L195 25V23L194 24H188V22H187ZM8 21V22H7ZM14 21V22H13ZM17 21V22H16ZM25 21V22H24ZM24 22V23H23ZM49 22L50 23H52V24H49ZM189 22V23H190ZM10 23H12V24H10ZM57 23V24H56ZM262 23H264V21L262 22ZM262 23L260 24L261 26H262ZM10 24V25H9ZM14 24V25H13ZM54 24V25H53ZM64 24V23H63ZM181 24H182V26L183 27H181ZM188 24V25H187ZM3 25V26H2ZM191 25V26H190ZM259 25V26H260ZM11 26V27H10ZM17 26V25H16ZM23 26V25H22ZM257 27L256 28V30L255 31H253L250 35H248L247 37H249L250 38V43H249V45L247 46V48H252V49H250V51H252L253 52V54H255V49L257 50V49H261V48H259L258 46H260L259 44H258V42H260V41H258V40H256V38H254L255 36H258L259 35V33L261 32V30H262V27L260 26V27ZM37 27V28H36ZM55 27V28H54ZM187 27V28H188ZM7 29L6 31H5V29ZM41 28V29H40ZM49 28H51V30L49 29ZM182 28V29H181ZM188 28V29H189ZM263 29H264V26H263ZM47 30V31H46ZM260 30V31H259ZM259 31V32H258ZM3 32V33H2ZM5 32H7L8 33V35L6 36V34H5ZM5 34V35H4ZM43 34V35H42ZM10 35V36H9ZM252 35V36H251ZM253 35H254V37H253ZM261 35H262V33H261ZM13 36V37H12ZM22 36H23V38H22ZM30 36V37H29ZM5 37V38H4ZM58 37V36H57ZM259 37H260V35H259ZM258 37V38H259ZM9 39V40H7V39ZM26 39V40H30V38H31V41H33V42H31V41H27V42H25V44L24 43H20V45H18V43L19 42H24V40L23 39ZM59 38V37H58ZM253 38H254V42H255V40L257 41V42H255V44H254V42H253ZM261 38V37H260ZM259 38V39H260ZM20 39H21V41H20ZM41 40V41H40ZM39 40V42L38 43H40V42H43V41H45V39L44 38H41ZM4 41H6V42H4ZM15 41H16V43H15ZM19 41V42H18ZM57 41H59L60 42V38L59 39H57ZM12 42V43H11ZM59 42H57L58 44L56 45L57 46V49L56 50H58L59 48H60V46H59ZM13 43H15V45L13 44ZM252 43L254 44V46H255V48H254V46H252ZM8 44L9 45H11V47L10 46H8ZM23 44V45H22ZM258 44V45H257ZM16 47L17 45L18 46H23L21 49L20 48H18V46L15 48L14 46ZM27 45V46H26ZM261 46H263V45H261ZM258 47V48H257ZM8 48V49H7ZM11 48V51L13 52H11V53H6V49L7 50H9ZM14 50H13V49ZM23 48H25V52H27V53H25L24 51H23ZM26 48H28L27 50H29V51H27L26 50ZM35 48V49H34ZM243 48V47H242ZM2 49V50H1ZM244 49V48H243ZM4 50V51H3ZM16 50V51H15ZM20 50V51H19ZM31 50V51H30ZM36 50V51H35ZM60 51V53H63L62 52V49H59ZM10 51V50H9ZM22 51H23V53H25V56H27L28 57V59H27V57H23L24 56V54L22 53ZM14 52H16V53H14ZM21 52V53H20ZM30 52V53H29ZM247 52H249L248 51V49H247ZM246 52V53H247ZM19 53V54H18ZM33 55H32V54ZM246 53H245V59H247V63H250L251 61H252V63H253V57L254 56H252L251 55V52L248 54V56L246 55ZM11 54V55H10ZM17 55V56H16ZM21 57H20V56ZM32 55V56H31ZM250 55V56H249ZM33 56H34V58H33ZM38 56H39V58H38ZM2 57L4 58L5 57V59H6V61L4 60V59H2ZM9 57V58H8ZM13 57V58H12ZM30 57H31V59H30ZM23 58V59H22ZM36 58V59H35ZM237 58V57H236ZM251 58H252V60H251ZM254 58H256V56L254 57ZM21 59V60H20ZM25 59V60H24ZM37 60V62L35 61V60ZM43 59V60H42ZM2 60H4V61H2ZM8 60H11V61H8ZM33 60V61H32ZM18 61V62H17ZM28 62V63H24V62ZM30 61V62H29ZM34 62V63H32V62ZM42 61H43V63H42ZM256 60H254V62H255ZM38 64L37 65V67L35 66L36 65V63ZM41 63V67L43 66V68H40V63ZM2 63L4 64V65H2ZM7 65H6V64ZM19 63V64H18ZM32 63V66H30V64ZM46 63V64H45ZM12 64V65H11ZM24 64H25V66H24ZM35 64V65H34ZM18 65V66H17ZM22 65V66H21ZM28 67H27V66ZM45 65V66H44ZM34 66V67H33ZM16 67V68H15ZM26 67H27V70H26ZM31 67H33V69L31 68ZM36 67V69H34ZM8 68V69H7ZM20 68V69H19ZM39 68H40V70H39ZM7 69V70H6ZM42 69V70H41ZM48 69V68H47ZM63 69H66V67L65 68H63ZM23 70V71H22ZM32 70V71H31ZM33 70H35V71H33ZM239 70V69H238ZM20 71V73H18ZM30 71V72H29ZM39 71H44V75L47 73V75H45V76H42V75H40V73H39ZM62 71V70H61ZM33 72L36 74V76L38 75V73H39V75L37 76V77H35V78H33V76H35V74L33 75ZM46 72V73H45ZM62 72H64L65 74L63 75V74H61V73H59L58 75L60 76V77H57L58 79L59 78H61V79H59L60 81L59 82H63V81H65L66 79H68V78H70V77H73V75L74 74H72L73 72H69V70L67 71V70H64V71H62ZM29 73V74H28ZM70 73V74H69ZM17 74V75H16ZM19 74V75H18ZM21 74V75H20ZM11 75V76H10ZM23 75H24V77H23ZM26 75V76H25ZM18 76V77H17ZM29 76V77H28ZM62 76H63V78H62ZM20 77H22V78H20ZM45 77V78H44ZM32 78V79H31ZM46 80V81H44V79ZM56 78V79H57ZM28 79V80H27ZM33 79H35V80H33ZM41 79H43V80H41ZM55 79V82L57 81L58 82V79L56 80ZM19 80V81H18ZM37 80V81H36ZM26 81V82H25ZM42 81H44V82H42ZM58 82V83H59ZM37 83V84H36ZM45 83V84H44ZM31 84V85H30ZM18 85V86H17ZM34 85V86H33ZM47 85V86H46ZM3 86V87H2ZM32 86V87H31ZM44 86V87H43ZM8 87V88H7ZM24 87V88H23ZM17 88V89H16ZM25 88H26V90H25ZM27 88H28V91L30 92L29 94H28V91H27ZM31 88V89H30ZM6 89V90H5ZM10 89V90H9ZM23 89V90H22ZM24 90H25V92H24ZM9 91V92H8ZM33 91V92H32ZM38 91H41V92H38ZM153 92V91H152ZM38 93V94H37ZM234 93V92H233ZM14 94V95H13ZM44 94H45V92H44ZM43 94V95H44ZM122 93H120V97H122L123 95V97H122V99H121V102H122V100L124 99L125 101L127 100V97H125L126 95H127V92H125V94L123 93L122 95H121ZM235 94V93H234ZM233 94V95H234ZM232 95V96H233ZM12 96H13V98H12ZM20 97V98H17V97ZM28 96H30V98L28 97ZM150 96V95H149ZM231 96V97H232ZM29 99H28V98ZM38 97V98H37ZM148 97V96H147ZM147 97L145 98V102H144V100L143 99H141V100H143V101H140V103H142V102H144L143 103V108H141L140 109V107H141V104L139 103V108H138V111L136 112V113H134V115L136 114V116H137V118L139 117V115L140 116H142V111H144V108L146 107V105H147V107L145 108V111L147 110V109H149V110H153L154 108L152 107V103H154V105L153 106H157V104L155 105V102H158V104H159V101H160V99H155V101H154V99L152 100V99H150V100H148L147 99ZM17 99V100H19V99H21V100H19L18 102H22L23 104H24V106H22L23 104L21 103H19L18 104V102L16 103V102H14L15 101V99ZM33 98V99H32ZM5 99V100H4ZM12 99H14V100H12ZM147 99V100H146ZM230 99V98H229ZM24 100V101H23ZM26 100V101H25ZM31 100H32V102H33V100H35V102L34 103H36L37 104V107H36V105L34 104L33 105V103L31 102ZM125 101L123 102V103H125ZM146 101H147V103H146ZM150 101H152V102H150ZM29 102V103H28ZM162 102V101H161ZM6 103V104H5ZM8 103H10V104H8ZM13 103H14V105H13ZM3 104V105H2ZM11 104H12V106H11ZM27 104V105H26ZM145 104V105H144ZM151 106H150V105ZM2 105V106H1ZM30 105L32 106V107H30ZM8 106H10V107H8ZM19 106V107H18ZM26 106V107H25ZM145 106V107H144ZM149 106V107H148ZM162 106H165V103H164V105H163V102H162ZM1 107H4L2 110L4 111L5 110V112H7V113H5V112H3V111H1ZM5 107H8V108H6L5 109ZM35 107V108H34ZM35 110H34V109ZM38 108V109H37ZM26 109V110H25ZM25 110V111H24ZM140 111V112H139ZM221 111V110H220ZM220 111H218V112H220ZM3 112V113H2ZM23 112H24V115H23ZM139 112V113H138ZM217 112V113H218ZM4 113H5V116H4ZM9 113V114H8ZM34 113V114H33ZM3 114V116H1ZM7 114H8V116H7ZM12 114H13V112H12ZM138 114V115H137ZM15 115H13V117H14ZM27 116H28V114H27ZM229 116V115H228ZM228 116H226V117H228ZM231 116V115H230ZM230 116H229V118H230ZM4 117V118H3ZM21 118V116L19 117V119H22ZM25 118H26V116H25ZM136 117H135V120L137 119ZM28 119H30V118H28ZM32 119V118H31ZM30 119V120H31ZM33 119H34V117H33ZM231 119H233L232 117H231ZM3 120H5L4 122H3ZM9 121H11V122H16V123H14V125H13V123H10V124H8L9 123ZM20 121V120H19ZM227 121H229L228 119H227ZM233 121H235V120H232V121H229V122H232V124H233V126H234V123H233ZM229 122L227 123V124H229ZM224 123H225V125H226V118H224V116H223V125H221V127L220 126H218V127H220V129L221 130H219V128H216L217 126H202V128H203V130H204V133H205V136H206V138H207V142H208V145H209V160H208V162H207V164L205 165V167H204V169H206V168H210V171H211V169H214V168H216V166H218V167H222L220 170H221V173H222V175L224 174V176H222V177H220L221 176V173H219V171H218V169L216 170V173H217V175H216V173H215V175H214V173H213V170H212V172H210V175L209 176H211L212 177V179L213 178H215V179H211V178H209V176L207 177V178H209V180L210 181H212V182H210V184L208 185V183H209V181H208V179H207V187H210V185H212V183H213V185L215 184L216 185V183H217V186H220V183H221V186L222 185H227V182L228 181H230V182H232V181H239L240 182V180H239V177H240V179L241 180H243L244 178L247 180V183H246V185L247 186H250V185H252V179L250 180L249 178L251 177L250 175V177L248 178V177H246L245 175L246 174H244V173H242V171L241 170H243V164H240L241 162H238V161H236V156L238 155V154H235L234 153V151H237L236 149H235V147L237 146V144H235L236 146H234V149H232V147H230L231 149V151L229 152L230 154H228L229 155V158H230V156H231V160L229 159V158H227V155H226V153L225 152H227L225 149H228V147L230 146L229 144H232V142H233V140H232V138H233V135L231 136V134H228V135H225L226 133H227V128L224 126ZM3 125V126H2ZM8 125H9V127H8ZM17 125H18V127H17ZM217 125V124H216ZM235 125H236V123H235ZM11 126V127H10ZM233 126H231V127H233ZM21 129H23L24 130V132H22L23 130H21ZM207 127V128H206ZM227 127H230L229 125L227 126ZM235 127V126H234ZM238 127V126H237ZM12 128V130L14 131H10V130H8V129H11ZM15 128H17V129H15ZM226 128V129H225ZM239 128V127H238ZM15 129V130H14ZM224 129H225V131H224ZM232 129V128H231ZM8 130V131H7ZM234 130V128L232 129V130H230V132H233L232 134H234L235 133V131H233ZM235 130H236V128H235ZM6 131L8 132V136H7V133H6ZM15 131H18V132H15ZM217 131V132H216ZM5 132V133H4ZM10 132V133H9ZM20 132H21V134H20ZM26 132V133H25ZM32 132V131H31ZM34 132H36V131H34ZM217 133H218V135H217ZM228 133H229V128H228ZM242 133H244V134H247L246 132H238V134H242ZM1 134L3 135L4 134V136H3V138H2V136H1ZM23 134V135H22ZM33 134V133H32ZM37 134V133H36ZM36 134L34 133L33 134V136H32V140H33V142L36 140V137L37 138H39L38 137V135L36 136ZM222 134V135H221ZM224 134V135H223ZM15 135V136H14ZM29 135H30V133H29ZM35 135V136H34ZM217 135V136H216ZM222 136V139H223V136H224V138L226 137V138H229V142H228V139H227V143H226V140L224 139V140H222L223 141V162H221V163H225V162H227L226 164H224V165H229L230 166V168L232 167H234V166H236V170L234 171L233 169H232V171H234V172H236L237 174V176L239 175V177H237L236 178V176L234 177L233 176V174H232V176H233V178L235 179V180H232L233 178H231V175H230V173H229V170L227 169V167L228 166H225V168H226V170H228V171H226L225 170V168L223 169V166L222 165H220L219 163H218V165H217V163H215L216 165H214L213 166V163H214V157H215V145H217V144H220L221 142H216L217 140H220V138H221V136ZM5 136H7V137H5ZM9 136H13V137H9ZM17 136V137H16ZM28 136V135H27ZM215 136V137H214ZM227 136H229V137H227ZM230 136H231V140H232V142L230 141ZM211 137H213L214 138V140H213V138H212V140H211ZM216 137H218V138H216ZM2 138V139H1ZM16 139V141H14L15 139ZM28 138V137H27ZM216 138V139H215ZM235 138H237L236 136H235ZM29 139H30V137H29ZM32 140H29V141H32ZM238 140V139H237ZM236 140V141H237ZM11 141V142H10ZM213 141L216 143L215 145H212V143H213ZM225 141V142H224ZM235 141V140H234ZM32 142V143H33ZM0 143V144H1ZM8 143V144H7ZM225 143H226V145H228V147L227 148H225L226 146H225ZM229 143V144H228ZM234 143V142H233ZM243 144H244V148H243V150L242 151H244L243 153L245 154V142H242ZM214 144V143H213ZM211 146V147H210ZM233 146V145H232ZM212 151V152H211ZM232 152V153H231ZM213 154V155H212ZM236 156H235V155ZM226 155V156H225ZM212 156V157H211ZM233 157L234 158H236V159H234V160H232L233 159ZM17 159L15 160V158L13 157V156H10L9 157V159L7 160V161H3L2 163H1V165H0V167L1 168H6V169H3L2 171L4 172V171H9L10 169H12V173H13V170L15 171L19 166H21L22 164H25V163H27L28 161H27V159L25 158V156L23 155V154H21L19 157H16ZM212 158H213V161L211 162V160H212ZM225 158H227V159H225ZM230 161H229V160ZM238 160H240V159H238ZM12 161V162H11ZM24 161V162H23ZM231 161H234V163H232ZM235 161H236V163H238V164H236L235 163ZM17 162V163H16ZM23 162V163H22ZM228 162H230V163H228ZM233 164V166H232V164ZM3 164V165H2ZM7 164V165H6ZM9 164V165H8ZM16 164H18L17 166H15ZM234 164H236V165H234ZM212 165V166H211ZM239 165V166H238ZM10 166V167H9ZM15 166V167H14ZM238 166V167H237ZM241 166V167H240ZM17 167V168H16ZM212 167H214V168H212ZM238 168L240 169V170H238ZM215 170V169H214ZM218 171V172H217ZM225 171L227 172V174H229V176L227 175H225ZM231 171V172H232ZM239 171H241V173L239 174ZM224 172V173H223ZM212 173H213V175H212ZM243 174V175H242ZM235 175V174H234ZM202 176H203V172H202V174H201V176H200V178H199V180L195 183V185L193 186V187H190V188H188V189H186L185 190V194H186V192H188L189 190H191V191H189V192H197V188H198V186H199V182L201 181V178H202ZM214 176H217V177H214ZM248 176V175H247ZM220 177V178H219ZM225 177H227V178H225ZM242 177H244V178H242ZM10 178V177H9ZM230 178V180H228ZM218 179H222L221 180V182H219L220 180H218ZM224 179H226V181L227 182H224L225 180ZM9 180V179H8ZM213 181H216V182H213ZM219 183H218V182ZM222 181L225 183V184H222ZM234 183L233 184V182L232 183H229L230 184V186L229 187H231L232 186V184L234 185V187H236V186H238V185H235V184H239V182L238 183ZM250 182V183H249ZM255 182V181H254ZM8 183V182H7ZM258 183V182H257ZM256 182L255 183H253V186L256 184V186L258 185ZM219 184V185H218ZM228 184V185H229ZM250 184V185H249ZM213 185L210 187V188H212L213 187ZM252 186V187H253ZM197 187V188H196ZM216 186H214L213 188H215ZM228 186H224L223 188H225V192H229V190H230V188L227 190L226 188H227ZM232 188V190H233V192L231 193V192H229V193H231V195L228 197V196H224L223 197V203H224V205L225 204H227L226 203V199H232L231 201L233 202V205H234V202H235V200H236V203H240V198H242L243 199V196H244V199L245 200H248L249 198L248 197H250L251 199H249V201H246L245 203L246 204H244L243 205V203L241 202L240 203V205L242 206L241 208L236 204V208H238L239 207V209H242V208H247V206H251V204H254L253 206H255V204H257L258 205V203L260 202L259 200H262V199H264V198H260V199H258V197H259V195L257 196V198H256V196L255 195H252V193L254 192V191H250L251 193H250V195H249V193H248V191H246L247 192V194H246V192L244 191V194H243V196H242V194H241V196L239 195L240 193H236L235 192V195H234V191H236V189L235 188ZM193 188V189H192ZM220 188V187H219ZM222 188V190H224ZM199 189V188H198ZM221 189V188H220ZM221 190V191H222ZM232 190H230V191H232ZM225 192H223V193H225ZM181 194V193H180ZM183 194H184V192H183ZM227 195V194H226ZM246 195H248V196H246ZM262 195V194H261ZM233 196V198H231ZM235 196H237V198L235 197ZM254 196V197H253ZM246 197V198H245ZM194 198H195V194H194ZM239 198V199H238ZM239 201H238V200ZM242 199H241V201H242ZM244 199H243V202H244ZM256 199V200H255ZM257 199H258V202H257ZM191 200H193V198L191 199ZM190 200V201H191ZM251 200H253V202H255V203H253ZM263 201V200H262ZM228 202H230V201H228ZM248 203H249V205H248ZM141 205L143 206V203H141ZM224 205H223V210H224V213H223V215L224 214H226L225 213V211H226V209H227V207H228V205H227V207H226V205H225V209H224ZM233 205H230L229 207H231L232 206V209L230 208V210H233V209H235V207H233ZM260 205H264V202L261 204V202L259 203V205L258 206H260ZM245 206V207H244ZM144 207V206H143ZM229 207H228V210H229ZM145 208V207H144ZM261 208V209H260ZM259 211L261 210H263L262 212L264 213V206L262 207V206H260L259 208ZM229 210V211H230ZM259 211H257V212H259ZM153 213V212H152ZM227 213H228V211H227ZM156 216H158L157 214H156ZM0 240H1V242H2V244H0V264H19V260L20 259H18V261L17 260H14L13 259V255L16 257V254H17V256H19V255H21V256H19L20 258H22V255H23V253H22V251H20L19 250V248L23 245H25V246H34V244L33 243H29V242H26L25 240L26 239H24L23 237H21L20 235L18 236V234L15 232V231H13L14 229L10 226V224H9V222L6 220H4L3 218H2V214L0 213ZM158 218L161 220V222L163 223V225L165 226V228H166V230H167V233H168V236L171 238L172 237V235L170 234V232H168V230H169V228H167V226H166V224H165V222L163 221V219L161 218V216H158ZM263 219V221H261ZM262 219H260V221H258V222H255L254 224L255 225H257V224H260V223H262V222H264V218H262ZM94 222V221H93ZM6 223V224H5ZM172 223V222H171ZM251 223V224H250ZM177 224H179V223H177ZM177 224H176V226H177ZM253 224V222H249V223H245V225H241V226H236L235 227V229H233V227H232V225H227V227L228 226H230V228H227V229H229L228 230V234H227V232H226V229H223V230H225V232H226V234H225V236H223V253L225 252V254H230V251H231V258L229 257V256H227V258H228V260L226 261V257H224V255H223V258H225V263L224 264H227V263H229V261L231 260V262L229 263V264H234V253H235V250H236V246H237V244H238V242L241 240V236H238V237H240V238H237V235H241L242 234V236L246 233V231H248L247 229L250 227L251 228V225ZM175 226V227H176ZM252 226H254V225H252ZM3 227V228H2ZM5 227V228H4ZM86 226H84V228L82 229V230H79L78 231V235H77V237H76V239H75V243H74V245L76 246V244H77V242H78V244H79V241H80V243H82L84 240H85V234H86V231L87 230H85L86 228H85ZM89 227V226H88ZM91 227V226H90ZM177 227H179V225L177 226ZM181 227V226H180ZM239 227H240V229H239ZM247 227V228H246ZM8 228V229H7ZM249 228V229H250ZM4 229V231H2ZM88 229V228H87ZM90 229V228H89ZM235 231H233V230ZM245 229V230H244ZM5 230H6V232H5ZM181 230V229H180ZM231 230L233 231L232 233H231ZM237 230V231H236ZM239 230V231H238ZM10 231V232H9ZM89 232V231H88ZM187 232V231H186ZM224 231H223V233H225ZM239 232H241V233H239ZM245 232V233H244ZM230 233V234H229ZM238 233V234H237ZM244 233V234H243ZM17 234V235H16ZM183 233H179L178 232V237L180 238V239H178V237L176 236V239L175 238H171V242H170V238H169V243H170V254H169V259H168V262H167V264H171L172 262H170V261H173L174 260V262H175V264H176V261H177V263L178 264H196V262H197V264H202L201 262V259H199L197 256H200V258H202L201 256H203V255H201L202 254V250L201 251H199L201 248H203L204 246L205 247H207L208 248V244L207 245H205L206 244V242L205 241H203V240H201L200 239V241H197L196 239V237H194V236H192L193 238H195V239H190L191 237H189V238H187L186 236H183L182 235ZM5 235V236H4ZM82 235V236H81ZM88 235V234H87ZM186 235V234H185ZM224 235V234H223ZM227 235H229L228 237H227ZM18 236V237H17ZM76 236V235H75ZM181 236H183V237H181ZM9 237V238H8ZM21 237V238H20ZM184 237H186V238H184ZM200 237V236H199ZM227 237V238H226ZM12 238H14L13 239V241H12ZM75 238V237H74ZM182 238H183V240H182ZM173 239H175L174 241H173ZM186 239V240H185ZM189 239V240H188ZM230 239V240H229ZM185 240V241H184ZM190 240H191V243H192V240H194L193 241V243L192 244H190ZM229 240V241H228ZM237 240H238V242H237ZM16 241H18V243H22V245H21V243L20 244H18ZM178 241V242H177ZM203 241V242H202ZM228 243H227V242ZM0 242V243H1ZM5 242V243H4ZM11 242V243H10ZM173 242L174 243H176V245L175 244H173ZM188 242V243H187ZM196 242L199 244V245H197L196 244ZM201 242V243H200ZM204 242H205V244H204ZM4 243V244H3ZM15 244L16 246L14 247L16 250H17V252H15L16 250L13 248V244ZM183 243V244H182ZM195 243V244H194ZM12 244V245H11ZM28 244V245H27ZM173 244V245H172ZM190 244V245H189ZM195 245V246H192V245ZM2 245V246H1ZM8 246V247H6V246ZM20 245V246H19ZM174 245H175V247L177 248H179V249H175V247H174ZM180 245V246H179ZM12 247V249H11V247ZM36 247L37 246H39V247H41L42 246V244H40V245H35ZM75 246L72 248V252H74L73 250L75 249ZM171 246H172V248H171ZM173 247H174V249L176 250V252H175V250L173 249ZM200 248V249H198L197 250V248ZM204 247V249H205V251H203L204 253H206L205 255H204V257H208V258H210L209 256V252L208 251H206V249L207 248H205ZM8 248V249H7ZM18 248V249H17ZM182 250H181V249ZM189 248V249H188ZM190 248H193L192 250H190ZM196 250H195V249ZM7 249V250H6ZM186 249V250H185ZM209 249V248H208ZM232 249V250H231ZM234 249V250H233ZM5 250V251H4ZM13 250V251H12ZM172 250H174V251H172ZM177 250H178V252H177ZM180 250V251H179ZM189 250V251H188ZM194 250H195V253L196 254H198L197 256H196V258H195V254L193 253L194 252ZM19 251V252H18ZM190 253H188V252ZM193 251V252H192ZM199 251V253H197ZM12 252H13V254H12ZM173 252H175V253H173ZM192 252V253H191ZM201 252V253H200ZM207 252H208V255H207ZM233 252V253H232ZM8 253V254H7ZM9 253H11V255L9 254ZM184 253V254H183ZM203 253V254H204ZM173 254H174V257H173ZM185 254H187V255H185ZM194 254V255H193ZM200 254V255H199ZM232 254H233V256H232ZM181 255H183V256H181ZM194 256V257H193ZM177 258V259H170V258ZM179 257H181V258H179ZM186 257V258H185ZM189 257H191V258H189ZM44 259V257H39V258H31V257H29V258H27V259H29V261L31 262V260H32V262H31V264H35L34 262H36L37 264H42L43 262L40 260V259ZM229 258H230V260H229ZM31 259V260H30ZM33 259H34V261H33ZM183 261H182V260ZM196 259H198V260H196ZM21 260H24V259H21ZM205 260V261H204ZM203 260V263L204 262H206V259H204ZM42 263H41V262ZM189 261H190V263H189ZM201 261V262H200ZM173 262V263H174ZM45 263V262H44ZM172 263V264H173Z\"/></svg>",
    "mask_w": 264,
    "mask_h": 264
}]
</instances>
